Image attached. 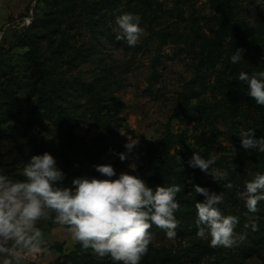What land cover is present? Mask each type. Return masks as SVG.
<instances>
[{"label": "rangeland", "instance_id": "obj_1", "mask_svg": "<svg viewBox=\"0 0 264 264\" xmlns=\"http://www.w3.org/2000/svg\"><path fill=\"white\" fill-rule=\"evenodd\" d=\"M233 1L237 7V23L247 31H242L244 35L255 33L264 24V0ZM120 2L121 8L131 6L144 12L140 26L145 34L134 47L116 39L119 32L116 18L110 16L106 17L107 24L95 30L85 21L87 19L75 25L64 18L57 22L60 31L55 34L54 46L62 52L61 72L67 78L80 80L77 90L64 102L76 118L64 124V129L73 133V149L66 153L60 149L49 151L66 174L63 186H71V181L77 177L107 178L95 171L94 165L99 164L114 167L116 176L112 179L118 178L121 172H129L147 181L161 163L148 161L141 150L162 137L178 95L185 92L193 105V117L173 121L172 130L187 133L192 145L193 136L205 133L215 142L217 159L211 171L238 173L228 178V182H233L236 202H224L219 207L226 215L239 217L236 231L246 232L247 237L238 246L212 247L215 251L211 252L212 258L226 264H264V259L255 253L246 258L240 253L257 240L252 236L253 230L245 229L244 224L249 217L256 219L264 215V201L259 203V211L252 214L239 196L245 181L258 172L257 151H245L239 133L254 129L261 117L246 99L226 95L221 83V62L213 68L198 65L202 36L211 37L216 28L209 0ZM35 5L34 0H0V48L7 51L0 50V85L9 84L13 91V101L3 108L4 94L0 89V166L13 174L22 168L23 151L34 134L45 142H60L57 128L39 130L32 123L31 108L37 97L30 92L27 53L35 48L32 41L35 37L30 35L26 45L18 42L19 34L34 22ZM44 12L41 5L37 13ZM29 19L31 23L26 25ZM161 34L163 39L159 37ZM36 48L46 54L49 44L43 40ZM6 109L12 116L6 115ZM129 140L138 142L131 152L125 148ZM120 153H128V159L121 161ZM132 164L136 166L134 172ZM206 180L212 183L213 189L223 185L214 182L208 174ZM38 226L49 251L28 255L22 264H73L72 260L82 254H92L91 250H82L64 226L52 221H41ZM197 230L196 225L190 226L184 237L177 235L171 240L163 232L155 235L152 244L158 252L179 253L185 264H204L207 256L203 255L205 247H202L210 245V239L197 237ZM262 239L264 234L259 240ZM187 249L191 254H185ZM262 255L264 257V251Z\"/></svg>", "mask_w": 264, "mask_h": 264}, {"label": "clouds", "instance_id": "obj_2", "mask_svg": "<svg viewBox=\"0 0 264 264\" xmlns=\"http://www.w3.org/2000/svg\"><path fill=\"white\" fill-rule=\"evenodd\" d=\"M115 22L119 30L116 39L126 41L130 47L136 46L145 34L139 15L123 13ZM243 51H234L232 64L243 59ZM238 81L247 85L248 97L264 106V70L252 74L241 71ZM239 138L245 151L264 153V136L257 138L254 129L242 130ZM137 144L129 140L125 148L131 152ZM119 159H128V153H120ZM216 159L214 153L205 158L194 151L187 163L211 175L223 187L233 188L228 182V172L209 171ZM130 167L133 172L136 170L135 165ZM94 168L107 178L77 177L71 186H63L66 174L47 151L31 155L15 174L0 166V264H22L27 255L49 251L38 226L41 221L64 226L82 250H91L100 259L110 257L114 264H141L155 239L150 231L153 226L163 230L168 239L176 238L181 223L176 213L182 211L176 198L182 191L181 185H158L153 189L129 172H121L112 179L116 171L111 164L94 165ZM193 188L204 197L194 205L197 237L210 239L213 248H231L242 243L247 233L236 231L239 217L226 215L219 207L225 202L223 192L217 194L199 185ZM239 196L249 213H257L259 203L264 201V173L256 172L245 181ZM249 227L258 230L253 217L244 224L245 229Z\"/></svg>", "mask_w": 264, "mask_h": 264}, {"label": "trees", "instance_id": "obj_3", "mask_svg": "<svg viewBox=\"0 0 264 264\" xmlns=\"http://www.w3.org/2000/svg\"><path fill=\"white\" fill-rule=\"evenodd\" d=\"M36 5L34 8V16L32 24L19 34L20 41L18 44H27V40L31 35L34 38L33 43L36 45L33 50L27 53L30 62L31 71V91L36 95V102L32 106L31 114L33 119V126L39 130L57 128L60 142L56 140L45 142L41 136L34 134L30 139L28 147L23 151L24 163L33 154H42L47 151H58L62 153L73 149L71 138L72 131L64 129V124L70 119H76L71 110L65 107V101L74 93L80 80L77 77L67 78L61 72L63 64L62 52H58V47L54 46L56 39L55 34L60 31L57 27L60 25L61 18L66 21H72V25L81 24L84 20L95 30L100 26L107 24V16L116 18L121 13L137 14L144 17L142 9L131 6H124L121 8L120 0H34ZM211 7L214 10V17L216 28L213 29L211 37L202 36V45L200 49V57L198 65L215 67L217 62L222 64V72H220L221 83L227 96L237 98V100L246 99L253 108L259 112L261 122L254 128L255 136H264V106H259L247 95V85L238 81V75L241 71L252 74L256 71L264 70V24L261 25L253 34H246L245 29H242L237 23L238 13L236 12V5L233 0H209ZM42 5L45 10L44 13L39 14L37 10ZM85 15V17L83 16ZM243 31V32H242ZM243 33V35H242ZM163 39L164 35L159 36ZM47 41L49 44V51L45 54L39 53L36 48L41 41ZM236 49H243L242 60L237 64L231 63V56ZM2 52H7L0 48ZM231 77V80H229ZM0 89L4 94V104L13 101L12 87L0 85ZM237 106V105H236ZM6 115L12 116L9 110H5ZM186 117H193V105L190 97L185 92H182L177 97L176 106L169 118L162 137L155 142H150L145 148L141 150L144 157L150 161H159L161 165L156 168L154 174L148 178L147 184L155 189L156 186H169L173 183L179 184L182 191L177 194V201L182 206V211L177 212V219L181 221L178 227L177 235L184 237L186 231L190 226L196 225V210L195 203L202 201L203 196L195 193L193 185L208 188L212 192H223L225 202L228 204L231 201L236 202L235 188L227 189L220 185L213 189L212 183L206 180V175L199 168H191L187 161L191 158L194 151L200 152L205 158L209 157L210 153H214L215 142L205 133L193 136L194 144L189 142L187 133H175L172 130V122L181 120ZM204 118L206 117L203 116ZM0 116V120H1ZM209 119V118H208ZM52 125H50V124ZM41 133V132H40ZM45 146V148H44ZM258 172L264 173V153H255ZM23 163V164H24ZM213 166L209 169L211 171ZM254 171H256L254 169ZM9 172V171H7ZM229 176H235L237 172L228 171ZM256 173V172H255ZM9 174H13L10 173ZM233 183V182H231ZM264 206V205H263ZM258 223V230L252 232V236L257 239L255 244L244 247L242 256L244 258L251 255H258L263 257L264 240L260 241L264 234V215L256 218ZM150 231L155 235H160L163 230L153 226ZM205 247L203 255L207 256L204 264H226L223 261L213 259L215 252L208 244ZM213 252V253H211ZM185 254H191L190 250H186ZM201 258V256H200ZM73 264H114L109 259L99 260L93 254H82L78 259H73ZM141 264H185L179 253H172L168 251L158 252L154 244L149 245L148 253L142 258Z\"/></svg>", "mask_w": 264, "mask_h": 264}, {"label": "built area", "instance_id": "obj_4", "mask_svg": "<svg viewBox=\"0 0 264 264\" xmlns=\"http://www.w3.org/2000/svg\"><path fill=\"white\" fill-rule=\"evenodd\" d=\"M30 23H31V19L27 20L26 25H29ZM1 37H2V34L0 35V39H1ZM27 257H28V255H27Z\"/></svg>", "mask_w": 264, "mask_h": 264}]
</instances>
